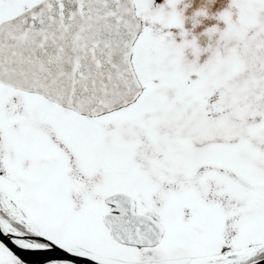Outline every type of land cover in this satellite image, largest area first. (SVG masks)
<instances>
[{"label": "snow or ice", "instance_id": "6c2138e0", "mask_svg": "<svg viewBox=\"0 0 264 264\" xmlns=\"http://www.w3.org/2000/svg\"><path fill=\"white\" fill-rule=\"evenodd\" d=\"M190 7L0 0V264H264V0Z\"/></svg>", "mask_w": 264, "mask_h": 264}, {"label": "flooded vegetation", "instance_id": "af4514ba", "mask_svg": "<svg viewBox=\"0 0 264 264\" xmlns=\"http://www.w3.org/2000/svg\"><path fill=\"white\" fill-rule=\"evenodd\" d=\"M164 0H156V4H162ZM191 4V7L187 10L186 15L191 16L193 12L196 10L206 7L209 11L210 16H215L219 12L223 11L226 9L229 0H214L213 3H209V0H187ZM218 22L213 20V19H206L203 20L202 24L200 27H198L195 30V34L199 35L200 33L204 32L208 27H212L216 25ZM221 28H223V25H219ZM186 28L191 29V24L187 23ZM201 44L206 45V39L201 38ZM27 257V260H37V259H42L41 257L38 256H32L28 254H24Z\"/></svg>", "mask_w": 264, "mask_h": 264}, {"label": "water", "instance_id": "95a60500", "mask_svg": "<svg viewBox=\"0 0 264 264\" xmlns=\"http://www.w3.org/2000/svg\"><path fill=\"white\" fill-rule=\"evenodd\" d=\"M24 258L27 260V257L24 255ZM42 258V257H41Z\"/></svg>", "mask_w": 264, "mask_h": 264}]
</instances>
